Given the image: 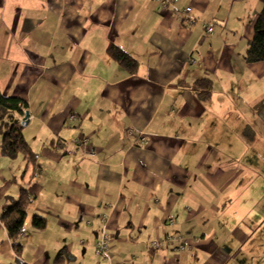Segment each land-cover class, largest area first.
Wrapping results in <instances>:
<instances>
[{
	"label": "crops",
	"instance_id": "obj_1",
	"mask_svg": "<svg viewBox=\"0 0 264 264\" xmlns=\"http://www.w3.org/2000/svg\"><path fill=\"white\" fill-rule=\"evenodd\" d=\"M162 1L0 0V89L27 102L22 132L37 154L33 168L0 154V264L84 261L103 216L104 264H264V62L245 60L262 4ZM190 7L186 21L173 13ZM84 138L97 158L72 145ZM23 189L17 255L2 216ZM173 231L189 251L149 250Z\"/></svg>",
	"mask_w": 264,
	"mask_h": 264
},
{
	"label": "trees",
	"instance_id": "obj_2",
	"mask_svg": "<svg viewBox=\"0 0 264 264\" xmlns=\"http://www.w3.org/2000/svg\"><path fill=\"white\" fill-rule=\"evenodd\" d=\"M260 2L262 4V11L255 25V36L249 43L245 55V60L248 64L264 62V0H260ZM208 23H214L216 27L215 21ZM108 54L121 66L126 68L129 73L132 75L135 74L138 62L125 51L121 50L115 44H112L108 48ZM203 82L207 84L206 90L210 91L212 87L211 83L209 81H202L200 82V87L204 86ZM27 106L25 100L17 97L4 96L0 89V121L2 124L0 126V133L2 135L0 154L11 159L22 157L27 167L33 168L36 166L37 154L33 152L32 148L25 140L22 132V125L18 120V118L25 115L24 110H26ZM28 203L27 191L23 189V193L15 206L2 216V222L10 239L13 241L14 251L17 255L21 252L19 235L24 229ZM32 225L36 230H45L47 227V220L41 216H34Z\"/></svg>",
	"mask_w": 264,
	"mask_h": 264
},
{
	"label": "built area",
	"instance_id": "obj_3",
	"mask_svg": "<svg viewBox=\"0 0 264 264\" xmlns=\"http://www.w3.org/2000/svg\"><path fill=\"white\" fill-rule=\"evenodd\" d=\"M171 4L168 0H163L162 5L165 10L169 9L171 7ZM192 12V8H187L184 11L180 10H174L173 13L180 21H186L189 18V14ZM215 32V24L214 23H205L204 24V36H212ZM78 118V115L73 113L70 115L69 120L74 121ZM74 147H77L81 150L84 157L95 159L97 158V154L94 150H90L88 148L89 146V139H77L72 144ZM89 149V150H88ZM109 217H101L99 218V223L102 228L101 236L96 244L95 248V254L98 258H104L106 260L109 259V253L111 250V235L108 231V222ZM165 225L168 226L170 229H174L176 227V221L173 216H169L166 221ZM88 224H91L88 223ZM24 233L23 231L20 232L19 238H23ZM166 248H173L175 252L178 254L184 253L189 251L192 248V243L190 242V239L187 237L179 236L174 233H170L164 240L162 241H154L150 244L149 250L154 252L161 249ZM108 264H113L109 262ZM116 264H127L125 262L122 263H116Z\"/></svg>",
	"mask_w": 264,
	"mask_h": 264
},
{
	"label": "rangeland",
	"instance_id": "obj_4",
	"mask_svg": "<svg viewBox=\"0 0 264 264\" xmlns=\"http://www.w3.org/2000/svg\"><path fill=\"white\" fill-rule=\"evenodd\" d=\"M78 118H79V116H78ZM23 119H24V116L23 117H21V119H20V122H21V125H23L22 124V122H23ZM77 119V118H76ZM70 121V120H69ZM70 122H73V121H70ZM2 125V124H1ZM0 125V126H1ZM1 135V134H0ZM0 137H2V136H0ZM20 161V160H19ZM51 241H55V239L56 238H49ZM98 242V241H97ZM97 244V243H96ZM96 248V247H95ZM54 254V253H53ZM57 253H55V255H56ZM74 255L76 256V254L74 253ZM74 255L73 256H71V257H69V255H68V253L67 252H64L62 255H58L57 257H55V259L56 258H59L60 256L61 257H63V258H65V260H64V264H82L83 262H85V264H104L103 262H102V259H103V261L104 260H106V259H104V258H100V259H98V258H96L95 257V253H93V252H88L86 255H85V260L83 261V252L81 251L80 253H79V256L78 257H80V259H76L75 257H74ZM51 257H53L54 258V255H52ZM60 257V258H61ZM56 263V262H55ZM54 264V263H53ZM57 264V263H56ZM61 264V263H60Z\"/></svg>",
	"mask_w": 264,
	"mask_h": 264
},
{
	"label": "water",
	"instance_id": "obj_5",
	"mask_svg": "<svg viewBox=\"0 0 264 264\" xmlns=\"http://www.w3.org/2000/svg\"><path fill=\"white\" fill-rule=\"evenodd\" d=\"M29 119H30V114H29L28 112H25V115H24V119H23L22 124H23V125L28 124Z\"/></svg>",
	"mask_w": 264,
	"mask_h": 264
},
{
	"label": "clouds",
	"instance_id": "obj_6",
	"mask_svg": "<svg viewBox=\"0 0 264 264\" xmlns=\"http://www.w3.org/2000/svg\"><path fill=\"white\" fill-rule=\"evenodd\" d=\"M20 119H21V117H20ZM20 119H19V121H20ZM21 123V122H20Z\"/></svg>",
	"mask_w": 264,
	"mask_h": 264
}]
</instances>
